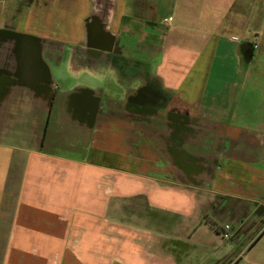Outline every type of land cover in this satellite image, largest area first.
Returning a JSON list of instances; mask_svg holds the SVG:
<instances>
[{"label":"crops","instance_id":"crops-1","mask_svg":"<svg viewBox=\"0 0 264 264\" xmlns=\"http://www.w3.org/2000/svg\"><path fill=\"white\" fill-rule=\"evenodd\" d=\"M263 97L264 0H0V264L70 242L239 264L263 221ZM137 195L141 222L104 218Z\"/></svg>","mask_w":264,"mask_h":264},{"label":"rangeland","instance_id":"rangeland-1","mask_svg":"<svg viewBox=\"0 0 264 264\" xmlns=\"http://www.w3.org/2000/svg\"><path fill=\"white\" fill-rule=\"evenodd\" d=\"M60 2L56 3V7L54 11V16L56 19L64 18L63 20L66 22L65 25H70L71 29L74 28V35L78 33V28L81 23L82 14L79 12L76 6L71 5L69 9L61 10L59 9ZM61 6V5H60ZM57 28V25L55 26ZM60 31V30H59ZM61 32V31H60ZM203 83H197L188 81L185 87L189 88L192 91H201ZM264 101V97H263ZM120 205L123 207L118 210L117 214L116 211H107V214L104 215V218L109 219L110 215L113 217H117L121 221H133V222H141L143 217V210L146 212L144 205H143V198L142 196H135L134 198H120ZM130 205V206H128ZM130 207V208H127ZM110 214V215H109ZM262 216V224L261 226H257L255 234L259 236L258 241L255 243L254 247L252 248L251 253H247L245 257L240 261L239 264H264V211ZM108 223V222H106ZM121 226V224H119ZM109 225L104 226V229L109 228ZM109 231V230H108ZM258 232V233H257ZM254 236V235H253ZM65 244V250H63V246ZM76 242L70 243H54V251H46L41 246H39L38 251L33 250V256H23L18 257L15 259V264H119L117 258L109 257L107 254L109 252L104 253V257L95 258V257H87V258H80L76 256H72L74 253H79L77 249H75ZM34 253H38V256L35 257ZM72 254L69 256L68 254ZM111 254V253H109ZM113 256L115 253H112ZM118 254V253H117ZM106 255V256H105ZM118 257V256H117ZM13 264V263H12Z\"/></svg>","mask_w":264,"mask_h":264},{"label":"built area","instance_id":"built-area-1","mask_svg":"<svg viewBox=\"0 0 264 264\" xmlns=\"http://www.w3.org/2000/svg\"><path fill=\"white\" fill-rule=\"evenodd\" d=\"M228 225H224L221 229H220V232L222 234L223 237H229L230 236V233L228 232Z\"/></svg>","mask_w":264,"mask_h":264}]
</instances>
